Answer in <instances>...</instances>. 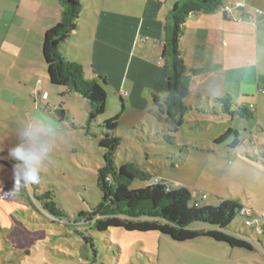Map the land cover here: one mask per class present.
<instances>
[{"label": "rangeland", "instance_id": "374dc122", "mask_svg": "<svg viewBox=\"0 0 264 264\" xmlns=\"http://www.w3.org/2000/svg\"><path fill=\"white\" fill-rule=\"evenodd\" d=\"M78 1L83 7V0ZM256 1L252 0L253 4ZM245 43L251 45L236 55L237 66L243 69L235 74L237 81L242 76L244 85L237 84L241 89L237 87L233 94L238 106H252L256 112L249 121L193 105L182 128L168 132L172 124L158 106L152 107V112L125 110L117 89L103 86L106 112L88 131V101L78 95H61L62 87L47 83L51 98L43 102V118L39 115L33 122L20 111L19 121L9 120L0 128V264H264V234L247 228L241 217L229 231L250 241L253 251L231 248L210 238L176 242L158 232L110 229L99 233L75 223L79 213L90 212L102 201V125L121 115L115 131L120 140L115 159L118 167L133 162L169 183L173 191L186 189L192 196L191 206L216 207L223 200L238 201L252 210L253 221L264 227V86L257 89L259 71L264 85V38L259 55L252 48V38ZM257 59L260 66L250 65ZM4 106L6 114L11 113L13 108ZM54 108H62L66 117ZM229 128L239 133L237 148L215 143ZM18 148L39 158L42 177L39 186H30L31 195L21 190L19 198L11 193L12 172L1 161L24 165L14 155ZM145 186L136 180L131 189ZM46 196L65 218H54L45 211L39 197L45 201Z\"/></svg>", "mask_w": 264, "mask_h": 264}, {"label": "crops", "instance_id": "0c3cea01", "mask_svg": "<svg viewBox=\"0 0 264 264\" xmlns=\"http://www.w3.org/2000/svg\"><path fill=\"white\" fill-rule=\"evenodd\" d=\"M234 1L245 7L235 8L229 16L223 11L191 16L185 24L180 49L188 75L193 77L190 106L217 110L212 108L215 98L230 95L235 100L237 84L244 85L242 76L238 81L235 76L243 69L238 68L236 55L251 45L245 43L249 38L260 54L264 14L255 11L264 13V2L226 0V4ZM174 3L83 0L77 29L60 51L67 61L83 66L87 79L105 78L108 84L104 87L117 89L125 110L152 112L155 102L161 104L168 95L162 40ZM61 15L57 0H0V128L9 120L19 121L20 111L33 122L39 115L43 118V102L51 98L50 94L47 100L42 98L49 93L43 38L59 24ZM250 65L260 66L259 59L251 60ZM193 70H199L200 75L193 76ZM261 86L259 71L257 89ZM5 103L13 108L9 114Z\"/></svg>", "mask_w": 264, "mask_h": 264}, {"label": "trees", "instance_id": "16d2710c", "mask_svg": "<svg viewBox=\"0 0 264 264\" xmlns=\"http://www.w3.org/2000/svg\"><path fill=\"white\" fill-rule=\"evenodd\" d=\"M57 1L62 7L61 21L47 30L43 38L42 53L47 81L51 87H62L64 90L61 95H78L88 101L86 127L90 131L94 121L106 112L108 99L103 86H107L108 83L102 77L96 80L87 79L81 64L67 61L63 57L60 51L61 45L75 33L83 7L78 0ZM225 5L226 0H175L170 9L164 24L162 40L164 67L168 77V95L161 104L155 102L161 113L166 115L168 122L172 124L168 132L177 133L182 128L189 109L193 108L187 103L193 77L188 75L180 49V38L185 24L191 16L216 13L222 11ZM192 73L193 76L200 75L199 70H193ZM120 101L124 108L122 97ZM215 105L216 109L220 110L209 108V112L229 116L232 119L239 117L247 121L256 117L252 106H238L230 95L215 98ZM54 109L62 117H66V112L62 108ZM200 111L205 113L203 109ZM120 116L108 119L102 125L105 129L99 141V146L105 150V165L99 175L102 201L90 212L79 213L75 223H84L91 230L99 233L108 232L110 229L141 233L158 232L176 242L210 238L225 243L231 248L253 251L254 246L250 241L229 231L235 219L240 217L244 219L247 228L255 230L254 227L246 225V220L249 218L241 214L245 206L238 201L223 200L216 207L191 206L192 196L186 189L173 191L167 182L153 184V179L157 176L154 177L136 163L125 162L120 167L116 165L115 159L120 140L115 136V131ZM215 143L218 145L229 143L228 147L237 148L240 144L239 133L229 128L215 139ZM1 161L11 170V184L14 185L16 166L5 160ZM136 180L146 183V187L131 189ZM39 199L43 201L45 211L52 217L60 220L66 217L54 200L48 196L45 197V201L40 197Z\"/></svg>", "mask_w": 264, "mask_h": 264}, {"label": "clouds", "instance_id": "9594fccd", "mask_svg": "<svg viewBox=\"0 0 264 264\" xmlns=\"http://www.w3.org/2000/svg\"><path fill=\"white\" fill-rule=\"evenodd\" d=\"M14 155L16 159L23 161L24 165L14 168L15 180L11 193L17 198L20 197L19 192L21 190L28 192V194L31 195V192L29 191L30 186H39L42 182L39 169V158L34 153L25 152L19 148L14 150Z\"/></svg>", "mask_w": 264, "mask_h": 264}, {"label": "built area", "instance_id": "2783aa9c", "mask_svg": "<svg viewBox=\"0 0 264 264\" xmlns=\"http://www.w3.org/2000/svg\"><path fill=\"white\" fill-rule=\"evenodd\" d=\"M242 7H245V5L240 2V1H234L233 3H227L223 8H222V11L227 15H231L232 14V11L235 9V8H242ZM256 14H264L262 11L260 10H257L256 11ZM39 84H41V82H39ZM49 97V93H44L43 95V98L44 99H47ZM165 183L162 179H160L159 177H155L153 179V184H163ZM207 196L206 195H203V199H206ZM241 214L244 215L245 217L249 218L248 220H246V225L249 226V227H254L255 230L258 231L259 235H263L264 234V227H259L258 226V221L257 222H254L252 217H253V211L250 210L249 208L245 207L241 210Z\"/></svg>", "mask_w": 264, "mask_h": 264}]
</instances>
